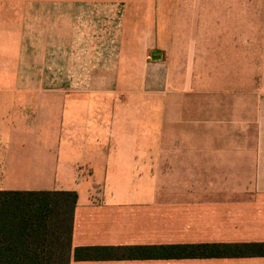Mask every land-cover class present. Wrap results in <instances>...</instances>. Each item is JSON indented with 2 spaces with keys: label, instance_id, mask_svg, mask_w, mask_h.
<instances>
[{
  "label": "crops",
  "instance_id": "1",
  "mask_svg": "<svg viewBox=\"0 0 264 264\" xmlns=\"http://www.w3.org/2000/svg\"><path fill=\"white\" fill-rule=\"evenodd\" d=\"M231 1L0 0V191L78 193L70 264H264L146 249L264 243V0H239L238 40ZM212 80L247 82L224 90L223 139L152 152L168 106L137 98ZM95 247L115 257L75 258Z\"/></svg>",
  "mask_w": 264,
  "mask_h": 264
},
{
  "label": "trees",
  "instance_id": "2",
  "mask_svg": "<svg viewBox=\"0 0 264 264\" xmlns=\"http://www.w3.org/2000/svg\"><path fill=\"white\" fill-rule=\"evenodd\" d=\"M77 201L76 191H0V264H70ZM146 249L153 257L264 256L256 242ZM106 257H115L114 248L75 249L76 259Z\"/></svg>",
  "mask_w": 264,
  "mask_h": 264
},
{
  "label": "rangeland",
  "instance_id": "3",
  "mask_svg": "<svg viewBox=\"0 0 264 264\" xmlns=\"http://www.w3.org/2000/svg\"><path fill=\"white\" fill-rule=\"evenodd\" d=\"M218 3V2H217ZM239 0H232V33L233 39L238 40V10H239ZM190 18L192 13L189 14ZM215 15V13L210 12L209 16ZM234 16H237V21L234 20ZM222 23H216L220 29H222ZM210 28V27H209ZM214 29L211 26L210 30ZM213 32L207 34L208 37L215 35ZM222 35V33H221ZM222 39V36H221ZM220 40L213 41L211 43H221ZM220 76V75H216ZM229 83H232L233 88L247 87V82H225L223 80H212L205 82H196V90L193 92H188L185 94H180L176 96H171L168 100H160V98H141V101L137 98L135 103L141 105H152L153 108L158 110L160 105H166L167 108V124L163 128V114L160 112L152 113V128L150 129L151 137V151L159 152L161 146H165L166 139L175 142L177 138L178 142H186L192 137L207 138L212 137L213 139L221 138L225 134L224 127V110H223V95L226 87H229ZM242 83V84H241ZM0 87L8 88L15 87V82L13 81H0ZM165 99V98H164ZM165 112V111H164ZM160 114V115H159ZM162 116V117H161ZM179 120L178 126L176 121ZM199 121L200 124L194 130L193 126H197L195 122ZM177 126V127H176ZM147 136V130H145ZM137 135L143 137L144 131L137 130ZM140 136H138L140 138ZM164 138L163 144H160V139ZM188 142V141H187ZM178 146V145H177ZM176 147V146H175ZM184 148V149H183ZM179 151H191L186 150L185 146H181ZM183 149V150H182Z\"/></svg>",
  "mask_w": 264,
  "mask_h": 264
},
{
  "label": "water",
  "instance_id": "4",
  "mask_svg": "<svg viewBox=\"0 0 264 264\" xmlns=\"http://www.w3.org/2000/svg\"><path fill=\"white\" fill-rule=\"evenodd\" d=\"M160 55H161V51L157 50V51H153L151 56L153 60H159L161 58Z\"/></svg>",
  "mask_w": 264,
  "mask_h": 264
}]
</instances>
